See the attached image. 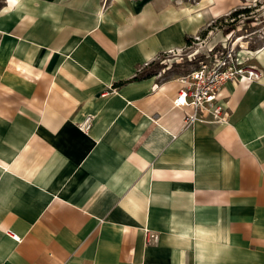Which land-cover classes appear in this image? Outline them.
Instances as JSON below:
<instances>
[{"label": "crops", "instance_id": "obj_1", "mask_svg": "<svg viewBox=\"0 0 264 264\" xmlns=\"http://www.w3.org/2000/svg\"><path fill=\"white\" fill-rule=\"evenodd\" d=\"M207 7L0 0V264H264V49L225 123L185 124L178 80L130 81Z\"/></svg>", "mask_w": 264, "mask_h": 264}, {"label": "built area", "instance_id": "obj_2", "mask_svg": "<svg viewBox=\"0 0 264 264\" xmlns=\"http://www.w3.org/2000/svg\"><path fill=\"white\" fill-rule=\"evenodd\" d=\"M204 39V37H194L187 45L192 48ZM198 51L191 56L197 55ZM199 56L196 67L178 79L179 88L172 105L176 109L185 111V124L225 123L227 113L219 98L223 86L240 80L257 81L263 77V73L249 63L247 58L240 55V51L235 50L234 46L224 43L217 47L215 45L208 47V50ZM90 126L91 117L89 116L79 124L83 132H87ZM7 233L14 240H19L15 234ZM150 237L155 238L153 235Z\"/></svg>", "mask_w": 264, "mask_h": 264}, {"label": "rangeland", "instance_id": "obj_3", "mask_svg": "<svg viewBox=\"0 0 264 264\" xmlns=\"http://www.w3.org/2000/svg\"><path fill=\"white\" fill-rule=\"evenodd\" d=\"M193 5L200 1H208L210 7L223 1L227 7L220 8V14L212 18L203 26V30L213 25L212 30L207 31L204 41L196 46L189 48L186 44L183 48L165 53L155 60L146 72L152 73L157 81L178 80L186 75L190 70L196 67L199 55L204 54L208 47L224 43L228 46H234L240 54L245 53L251 56L254 52L264 49V0H186ZM205 4V3H204ZM213 5V6H212ZM248 9L249 12L236 17V20L230 19L231 13L237 10ZM201 32V31H200ZM199 35H193V39ZM198 48L195 50V48ZM198 51L197 55L191 56ZM253 52V53H252ZM251 53V54H250ZM199 54V55H198ZM192 57V60L190 58ZM252 64V60L248 61Z\"/></svg>", "mask_w": 264, "mask_h": 264}, {"label": "trees", "instance_id": "obj_4", "mask_svg": "<svg viewBox=\"0 0 264 264\" xmlns=\"http://www.w3.org/2000/svg\"><path fill=\"white\" fill-rule=\"evenodd\" d=\"M247 12H249L248 9L237 10V11H234L233 13H231V15H230L229 18L236 20V17L237 16H239L241 14H245ZM212 27H213V25H210L206 29L201 30V32H199V35L198 36L200 38L205 37L206 32L212 30ZM191 40H192L191 38H187L186 39V44L190 43ZM154 63H155V60L152 61V62H150V63H148L144 68H142V70H140L139 72H137L136 75L133 78L130 79V81H136V80H140V79H146V78L153 77V74L152 73H149V72H146V71ZM123 83H125V81L118 82V83L114 84L113 87L114 88L115 87H118V86L122 85Z\"/></svg>", "mask_w": 264, "mask_h": 264}, {"label": "snow or ice", "instance_id": "obj_5", "mask_svg": "<svg viewBox=\"0 0 264 264\" xmlns=\"http://www.w3.org/2000/svg\"><path fill=\"white\" fill-rule=\"evenodd\" d=\"M13 2H14V0H13Z\"/></svg>", "mask_w": 264, "mask_h": 264}]
</instances>
